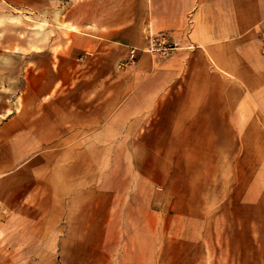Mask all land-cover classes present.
<instances>
[{
  "label": "crops",
  "instance_id": "crops-1",
  "mask_svg": "<svg viewBox=\"0 0 264 264\" xmlns=\"http://www.w3.org/2000/svg\"><path fill=\"white\" fill-rule=\"evenodd\" d=\"M52 16L0 21L3 264H264V0Z\"/></svg>",
  "mask_w": 264,
  "mask_h": 264
},
{
  "label": "rangeland",
  "instance_id": "rangeland-1",
  "mask_svg": "<svg viewBox=\"0 0 264 264\" xmlns=\"http://www.w3.org/2000/svg\"><path fill=\"white\" fill-rule=\"evenodd\" d=\"M64 1L65 0H0V21L3 20L4 15V18L9 19L10 22L14 24L12 25L13 27L19 24L24 27L32 28L34 26L40 28V30H44L46 28H54L51 22L48 21V14L52 13L53 15V13H55V17L52 16V19L56 18V25L62 26ZM3 6L5 9L4 13ZM261 183L262 187H264V180ZM0 264H3V245H0Z\"/></svg>",
  "mask_w": 264,
  "mask_h": 264
},
{
  "label": "built area",
  "instance_id": "built-area-1",
  "mask_svg": "<svg viewBox=\"0 0 264 264\" xmlns=\"http://www.w3.org/2000/svg\"><path fill=\"white\" fill-rule=\"evenodd\" d=\"M177 46L171 41L166 33L153 34L148 39L147 52L159 58H167L173 54ZM135 57V51L132 52Z\"/></svg>",
  "mask_w": 264,
  "mask_h": 264
}]
</instances>
